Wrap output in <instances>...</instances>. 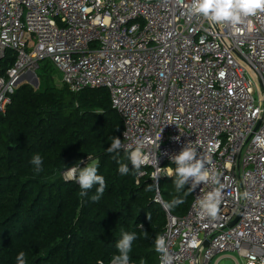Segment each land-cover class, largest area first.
Returning a JSON list of instances; mask_svg holds the SVG:
<instances>
[{
  "label": "built area",
  "instance_id": "obj_1",
  "mask_svg": "<svg viewBox=\"0 0 264 264\" xmlns=\"http://www.w3.org/2000/svg\"><path fill=\"white\" fill-rule=\"evenodd\" d=\"M191 4L0 0V114L45 61L73 93L108 89L124 124L120 151L142 141L149 163L138 178L159 172L155 202L167 213L173 264H240L233 254L264 264V147L255 142L264 138V12L232 26L191 14ZM186 145L224 186L215 219L201 218L196 201L217 184L198 185L182 218L163 206L160 184Z\"/></svg>",
  "mask_w": 264,
  "mask_h": 264
},
{
  "label": "trees",
  "instance_id": "obj_2",
  "mask_svg": "<svg viewBox=\"0 0 264 264\" xmlns=\"http://www.w3.org/2000/svg\"><path fill=\"white\" fill-rule=\"evenodd\" d=\"M15 60L8 52L3 69ZM40 69L39 88L22 83L0 114V264H17L20 252L26 264H110L124 232L137 236L131 263L159 264L154 240L167 226V213L155 202L151 171L139 179L127 152H107L124 130L110 91L73 93L53 83V65ZM35 154L43 159L38 173L30 163ZM92 162L106 183L98 201L92 197L99 185L81 195L77 181L64 176ZM119 162L129 165L127 175L119 173ZM173 179H164L160 192L164 203L177 196L184 200L168 209L182 218L193 195L187 184L177 193Z\"/></svg>",
  "mask_w": 264,
  "mask_h": 264
},
{
  "label": "clouds",
  "instance_id": "obj_3",
  "mask_svg": "<svg viewBox=\"0 0 264 264\" xmlns=\"http://www.w3.org/2000/svg\"><path fill=\"white\" fill-rule=\"evenodd\" d=\"M189 12L193 15H201L214 23H223L236 26L242 24L245 18L255 15L258 12H264V0H192ZM4 39L7 40V34ZM163 129L161 130V132ZM161 132L157 139L160 140ZM177 139V138H176ZM255 142L259 147H264V138L257 136ZM159 146V145H158ZM122 148L120 138L114 137L110 147L107 148L108 153L117 152ZM143 142H138L135 150L127 155L128 161L133 169L139 174L143 165L149 163V156L142 151ZM175 164V168H169L168 175L173 177V184L176 192L179 193L185 188V185L191 181V187L188 188L192 192L201 183H213L219 185L211 191L206 192L202 197L196 201V205L200 210L201 218L210 217L217 218L220 204L223 199V185L220 184L219 176L216 172L210 171L206 166L210 161L206 158H197V151L186 145L182 150L171 157ZM30 163L34 166L38 173L42 170L43 159L39 154H35ZM83 163L80 161V164ZM118 171L121 175L129 173V165L127 163L119 162ZM97 165H87L84 167L73 166L68 171L69 179H75L81 189V195H87L88 190L92 189L94 185H99L96 189V195L92 197L93 201H98L103 195L106 183L102 175H98ZM159 172L152 174V180L158 186ZM153 185L148 186L151 190ZM187 195V193H185ZM247 195V193H245ZM184 203V200L179 196L174 197L170 202H165L164 207L170 209ZM147 236V233H145ZM137 239L136 233L124 232L122 238L116 242L118 254L111 258L110 264H130V252L134 240ZM155 251L160 254L161 264H173L174 257L169 253L166 244V239L163 235H157L154 240ZM17 264H26L25 253L20 252L17 255ZM103 264V262H101Z\"/></svg>",
  "mask_w": 264,
  "mask_h": 264
},
{
  "label": "rangeland",
  "instance_id": "obj_4",
  "mask_svg": "<svg viewBox=\"0 0 264 264\" xmlns=\"http://www.w3.org/2000/svg\"><path fill=\"white\" fill-rule=\"evenodd\" d=\"M47 63H50V64L52 65V63H51L50 61L42 62L40 65H41V67H42V66H44V65L47 64ZM41 74H42L41 69H39V70L37 71V75H38V77L41 76ZM53 83H55V85H57L58 87H62V86H63L62 77H61V73H60V72L55 71V74H54V76H53ZM87 165H95V162L89 163V164H87ZM87 165H86V166H87ZM67 173H68V172H67ZM67 173L64 174V176H65L67 179H69ZM69 180H70V179H69ZM233 256L236 257V258L239 260L240 264H246V263H245V260H244L243 258H240L237 254H233Z\"/></svg>",
  "mask_w": 264,
  "mask_h": 264
},
{
  "label": "water",
  "instance_id": "obj_5",
  "mask_svg": "<svg viewBox=\"0 0 264 264\" xmlns=\"http://www.w3.org/2000/svg\"><path fill=\"white\" fill-rule=\"evenodd\" d=\"M21 82H22V80L19 81L20 84H21ZM31 85H32L34 88L38 89V88H39V85H40L39 78H35V79L33 80V82L31 83ZM240 217H241V214H240V215L238 216V218L234 221L233 225H234V224L240 219ZM225 264H232V262H231L230 260H228V261H226Z\"/></svg>",
  "mask_w": 264,
  "mask_h": 264
}]
</instances>
